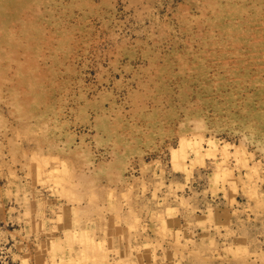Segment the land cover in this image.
I'll return each mask as SVG.
<instances>
[{
	"label": "rangeland",
	"instance_id": "rangeland-1",
	"mask_svg": "<svg viewBox=\"0 0 264 264\" xmlns=\"http://www.w3.org/2000/svg\"><path fill=\"white\" fill-rule=\"evenodd\" d=\"M0 264H264V0H0Z\"/></svg>",
	"mask_w": 264,
	"mask_h": 264
},
{
	"label": "bare ground",
	"instance_id": "bare-ground-1",
	"mask_svg": "<svg viewBox=\"0 0 264 264\" xmlns=\"http://www.w3.org/2000/svg\"><path fill=\"white\" fill-rule=\"evenodd\" d=\"M28 11V10H27ZM18 27V26H17ZM27 57H28V55H27ZM29 58V57H28Z\"/></svg>",
	"mask_w": 264,
	"mask_h": 264
}]
</instances>
